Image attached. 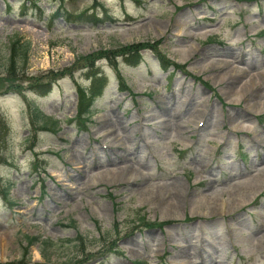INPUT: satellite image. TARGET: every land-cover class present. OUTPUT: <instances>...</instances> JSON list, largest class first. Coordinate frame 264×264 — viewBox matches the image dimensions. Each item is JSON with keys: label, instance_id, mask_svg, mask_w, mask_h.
Segmentation results:
<instances>
[{"label": "rangeland", "instance_id": "obj_1", "mask_svg": "<svg viewBox=\"0 0 264 264\" xmlns=\"http://www.w3.org/2000/svg\"><path fill=\"white\" fill-rule=\"evenodd\" d=\"M63 3L0 0V76L15 36L32 45L25 92H0V264H264V0ZM159 41L191 76L99 61L108 87L71 123L81 58ZM29 104L61 132L34 133Z\"/></svg>", "mask_w": 264, "mask_h": 264}, {"label": "trees", "instance_id": "obj_2", "mask_svg": "<svg viewBox=\"0 0 264 264\" xmlns=\"http://www.w3.org/2000/svg\"><path fill=\"white\" fill-rule=\"evenodd\" d=\"M61 4L64 0H59ZM139 2V1H137ZM95 22H101L100 19L96 18L95 15L91 17ZM161 42H157L156 45L151 44L150 42L138 43L128 46L120 47L116 50L107 51L101 50L93 55L83 57L80 60L84 62V68L88 69L87 77L90 79L91 84L89 87H82L77 85L76 92L78 96V105H77V116L71 122L77 121L78 124L87 127V124L90 122V119L93 114V107L95 102L99 97L102 96L108 80L102 75L98 69L95 68V63L99 60L106 59L109 60L112 65L117 67L116 60L118 58H123L129 65L138 66L142 61L141 53L146 50H151L154 52L158 61L160 62L164 71H167L169 68L174 67L176 70L182 71L185 74V66L176 64L170 61L162 52L159 50L158 46ZM31 43L25 41L20 36H15L11 41L10 51L7 59L6 72L7 76H0V92L5 87L7 92H17L22 93L24 91L23 82L26 77H21L23 74H26L27 66L30 62V52H31ZM0 64V68H1ZM5 66V65H4ZM73 70H66L62 73H48L44 77L49 81V84L61 79L69 74H72ZM32 80V79H31ZM119 82L122 86V91H127L128 87L122 78L119 76ZM9 84V86H6ZM31 88L37 89L38 91H45L47 86L42 82V79H37L30 84ZM50 86V85H49ZM30 112V125L34 129V132L38 131H51L58 133L60 131V123L47 115H45L41 109L29 104ZM83 240L81 236L78 238ZM28 246L24 249L25 257L30 255V247L39 241V238H28ZM7 264H25L23 261L7 263Z\"/></svg>", "mask_w": 264, "mask_h": 264}, {"label": "bare ground", "instance_id": "obj_3", "mask_svg": "<svg viewBox=\"0 0 264 264\" xmlns=\"http://www.w3.org/2000/svg\"><path fill=\"white\" fill-rule=\"evenodd\" d=\"M243 202V201H242ZM244 203V202H243Z\"/></svg>", "mask_w": 264, "mask_h": 264}]
</instances>
